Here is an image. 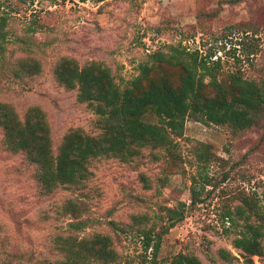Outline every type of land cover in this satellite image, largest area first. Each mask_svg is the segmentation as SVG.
Returning <instances> with one entry per match:
<instances>
[{
	"label": "rangeland",
	"instance_id": "rangeland-1",
	"mask_svg": "<svg viewBox=\"0 0 264 264\" xmlns=\"http://www.w3.org/2000/svg\"><path fill=\"white\" fill-rule=\"evenodd\" d=\"M62 59L137 94L177 89L181 63L196 65L205 95L231 98L234 79L264 94V0H0V105L45 121L52 156L67 133L102 132L95 106L55 77ZM251 115L240 129L191 112L183 135H170L172 153L147 145L126 160L99 156L79 183L51 189L0 126V264H56L60 237L95 233L112 238L121 264H141L139 231L165 229L173 208L182 220L161 234L157 264L177 255L264 264V103ZM158 120L151 109L141 117Z\"/></svg>",
	"mask_w": 264,
	"mask_h": 264
},
{
	"label": "trees",
	"instance_id": "trees-1",
	"mask_svg": "<svg viewBox=\"0 0 264 264\" xmlns=\"http://www.w3.org/2000/svg\"><path fill=\"white\" fill-rule=\"evenodd\" d=\"M61 65L63 67L55 73L57 80L69 87H76L79 100L95 106L102 130L97 137L84 135L77 130L67 133L56 155L52 156L45 121L28 118L20 121L11 109L0 105V126L5 130L10 146L33 153L32 162L41 164V179L49 189L64 182L69 185L79 183L85 176V165L99 156L111 154L126 160L137 155L138 147L147 145L165 147L172 153L176 144L170 135H183L184 123L191 112L198 114L204 122L241 129L251 124V110L255 104L264 103V94L253 82L238 79L233 80L235 95L231 98L218 97L220 91L205 95L200 80L196 78V65L181 63L184 74L177 89L151 84L138 94L133 89H118L109 73L98 66L80 69L69 59H62ZM149 109L159 118L155 124L141 121ZM190 197L191 203L197 201L195 186L190 188ZM171 210L174 214L165 229L154 235H150V229L145 227L139 231L143 249L138 254L141 264H157L161 234L182 220L180 212L174 208ZM73 224L75 229L80 228L78 223ZM60 249L64 252V258L56 264H121L119 252L107 234L65 235L60 237ZM123 264H126L125 261ZM169 264L199 262L191 256L177 255Z\"/></svg>",
	"mask_w": 264,
	"mask_h": 264
}]
</instances>
